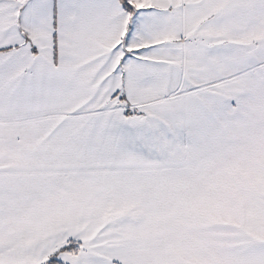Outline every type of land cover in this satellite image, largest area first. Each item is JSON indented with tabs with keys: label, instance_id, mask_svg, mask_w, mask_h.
Masks as SVG:
<instances>
[{
	"label": "snow or ice",
	"instance_id": "6c2138e0",
	"mask_svg": "<svg viewBox=\"0 0 264 264\" xmlns=\"http://www.w3.org/2000/svg\"><path fill=\"white\" fill-rule=\"evenodd\" d=\"M0 264H264V0H0Z\"/></svg>",
	"mask_w": 264,
	"mask_h": 264
}]
</instances>
